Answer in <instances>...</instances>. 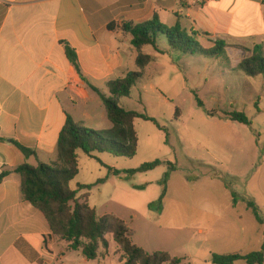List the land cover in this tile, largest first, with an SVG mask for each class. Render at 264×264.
<instances>
[{"label":"rangeland","instance_id":"374dc122","mask_svg":"<svg viewBox=\"0 0 264 264\" xmlns=\"http://www.w3.org/2000/svg\"><path fill=\"white\" fill-rule=\"evenodd\" d=\"M158 46L164 54L144 48L157 59L120 106L149 116L162 129L137 119L139 146L132 159L112 153L92 159L78 151L80 173L71 188L93 186L78 196L89 193L100 218L124 221L133 243L149 254L165 252L180 264H213L215 254L259 251L264 226L244 199L264 218V76L246 75L225 56L183 53L164 35ZM232 112L244 113L252 125L232 121L226 115ZM156 160L165 163L127 173ZM116 248L111 239L112 251Z\"/></svg>","mask_w":264,"mask_h":264},{"label":"crops","instance_id":"0c3cea01","mask_svg":"<svg viewBox=\"0 0 264 264\" xmlns=\"http://www.w3.org/2000/svg\"><path fill=\"white\" fill-rule=\"evenodd\" d=\"M154 16L204 49L225 43V58L236 68L256 46L264 50V0H0V175L8 172L0 183V264H122L111 237L106 257L88 260L69 250L22 198L16 169L58 161L67 116L90 129L111 128L89 84L109 97L110 81L137 70L133 37L120 26ZM66 45L77 54L79 71ZM149 56L148 70L157 59ZM12 141L36 156L26 159Z\"/></svg>","mask_w":264,"mask_h":264},{"label":"trees","instance_id":"16d2710c","mask_svg":"<svg viewBox=\"0 0 264 264\" xmlns=\"http://www.w3.org/2000/svg\"><path fill=\"white\" fill-rule=\"evenodd\" d=\"M125 33L132 35V45L138 51L136 60L137 70L128 72L123 77L114 79L107 84L110 96H105L101 90L89 84L90 88L102 99L111 128L94 130L77 124L71 116H67L65 126L60 132L58 140V161L48 165L40 163L31 166L24 163L16 169L21 178L22 198L42 212L51 227L52 233L61 241L66 242L69 250L80 251L88 260L106 257L109 254V241L111 237L118 245L117 253L120 254L122 264H180L181 260L165 252L149 254L132 241L134 235L124 221L115 215L100 218L88 202L89 193L81 199L80 191H90L93 186L79 185L78 190L71 188V182L79 175L78 151L92 159H98L96 154L112 153L116 157L132 159L137 155L139 137L135 129V121L143 119L151 121L160 129L159 124L149 116L124 109L120 102L131 96L133 88L144 77L145 70L152 62V57L145 55L142 49L153 47L162 53L158 46L160 35L166 36L170 46L183 53L199 51L211 57L225 56L227 45L217 42L209 50L202 48L193 38L181 32L179 26L169 28L162 24L157 16L144 24L134 25L123 23L120 26ZM70 62L79 71L78 58L75 51L68 45L65 46ZM238 68L250 77L264 76V50L256 46L251 56L244 58ZM202 106V103H199ZM234 122L250 126L249 118L240 112L226 114ZM12 143L20 149L25 158L36 156V152ZM165 162L156 160L145 163L138 169L128 171L130 175L145 173L156 169ZM170 172L175 170L169 163ZM115 175L120 172L115 171ZM8 172L0 175V183L7 177ZM170 173L163 179V193L160 198L162 203L167 192V183ZM102 181H99L101 183ZM260 225L264 226L258 206L253 201L244 199ZM245 261L246 264H264V243L259 251L246 255H213V264H235Z\"/></svg>","mask_w":264,"mask_h":264},{"label":"built area","instance_id":"2783aa9c","mask_svg":"<svg viewBox=\"0 0 264 264\" xmlns=\"http://www.w3.org/2000/svg\"><path fill=\"white\" fill-rule=\"evenodd\" d=\"M156 1H160V0H156ZM210 1H212V0H205L206 3L210 2Z\"/></svg>","mask_w":264,"mask_h":264}]
</instances>
